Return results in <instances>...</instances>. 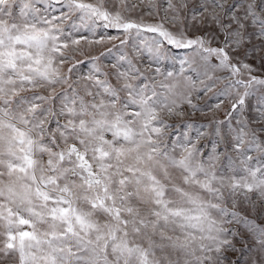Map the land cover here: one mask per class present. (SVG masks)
I'll return each mask as SVG.
<instances>
[{
    "label": "snow or ice",
    "instance_id": "snow-or-ice-1",
    "mask_svg": "<svg viewBox=\"0 0 264 264\" xmlns=\"http://www.w3.org/2000/svg\"><path fill=\"white\" fill-rule=\"evenodd\" d=\"M0 264H264V0H0Z\"/></svg>",
    "mask_w": 264,
    "mask_h": 264
}]
</instances>
